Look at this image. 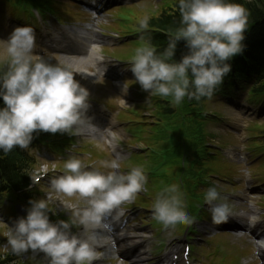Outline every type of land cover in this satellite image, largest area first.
<instances>
[{
	"label": "clouds",
	"instance_id": "1",
	"mask_svg": "<svg viewBox=\"0 0 264 264\" xmlns=\"http://www.w3.org/2000/svg\"><path fill=\"white\" fill-rule=\"evenodd\" d=\"M180 26L159 51L152 43L149 17L138 22L139 47L129 68L149 96L171 98L174 105L211 99L231 72L230 61L242 55L249 13L232 0H178ZM36 32L17 27L6 40L0 39V151L30 149L34 134H67L82 127L95 129L87 115L90 93L72 71L44 58L34 59ZM185 42L187 53L177 62V45ZM106 71V70H105ZM120 154L89 166L75 155L63 163V174L50 179L44 198L31 199L26 216L7 225L6 244L0 245L21 256L42 253L47 264H95L100 259L94 246L93 229L103 217L147 191L148 176L142 165L122 172ZM104 169L106 171H101ZM46 175V173H45ZM74 201V202H69ZM213 222H226L232 208L215 186L204 193ZM57 204L66 220H50ZM153 219L166 231L190 225L183 193L178 185L164 186L152 204ZM3 222V221H0ZM80 227L79 233L73 229Z\"/></svg>",
	"mask_w": 264,
	"mask_h": 264
},
{
	"label": "rangeland",
	"instance_id": "2",
	"mask_svg": "<svg viewBox=\"0 0 264 264\" xmlns=\"http://www.w3.org/2000/svg\"><path fill=\"white\" fill-rule=\"evenodd\" d=\"M56 1H59V0H56ZM247 1H252V0H247ZM149 6H151V4H144V3L139 4V7H149ZM154 6H155V4H154ZM77 17L80 18L81 15H77ZM1 19H2V16L0 14V36L3 37L2 40H5V35H10L11 32L6 30V26L2 23ZM114 19H118V18L116 16H114ZM10 21H11V18L8 17L7 22H10ZM90 21H92V20H90ZM42 34H43V31L41 32L39 30L38 35L40 37L39 36L38 37L41 39H42ZM39 49H43V47H39ZM105 51L109 56L113 57L115 60L128 61L130 58V55L132 53V48H130L129 46H120V47L114 48V49L105 48ZM39 58H41V57H34V59H39ZM45 60H47L51 63H54V64H58V65L65 67L67 69L68 68L71 69V65H70V62L68 61V59L53 58V57L49 58L48 57ZM127 71H129V70H127ZM124 77H125V79L123 80V82L125 83V81L128 80L129 74L126 73L124 75ZM77 81H79V83L82 85L80 79H78ZM93 84H94V87L91 90L92 94L90 95L91 99H94L97 95L96 94V87L97 86L100 89H102L104 87L103 92L106 94L103 95V92L99 91L98 98L92 102L95 104H98L100 106L106 107L109 110L110 106L112 107V105L109 103L110 106H108V104H106L104 101H106V102L109 101L110 97H107V96L111 92L110 88H109L110 85L108 83L101 82V81H96ZM125 92H126V94H128L129 99L127 100L123 96L122 100L127 103L128 107L130 109H132V108L136 107V105L140 104V101L137 98V95H133L131 91H125ZM157 108L158 107H156V109ZM237 112L238 113L232 112L231 110H229V111L225 112V115L228 118L234 117L236 119V121H239V120L245 121L247 119V117H245L243 115L244 111L238 110ZM159 117H160V119H158ZM166 117H167V115H165V114H163L161 116V113H156L154 119L158 120V122L164 121L166 123L167 122L165 119ZM119 119H120V121H122V120L133 121V123H137L140 119V116H139V112L137 110H133V111H130L129 113L122 112ZM133 128H135V125L130 124V123L126 127V129L128 131H130L131 133H133L135 135L138 134V137H140L141 134L139 133V131L137 133V131L133 130ZM143 130L146 131L147 128L144 127ZM78 134H79V132H78ZM117 138L121 139L120 143L122 145H124L125 142L128 141V140H126L127 136L124 134V132L118 133ZM90 144L91 143H88V145H90ZM98 144L100 145V151L107 152L105 150L103 144L102 145L100 143H98ZM134 144H135L134 142L129 143L130 147ZM29 152H31L30 149H29ZM99 154H103V153L99 152ZM104 154H106V153H104ZM148 155H149V157H151L150 153H148ZM237 159H238V157H237ZM237 159L230 160L231 162H229V163H231V165H235L236 167H240L239 168L240 171H243V167H245V166L243 165V162H241L240 160L238 161ZM226 164L228 165L227 162H226ZM208 168H212V165L210 163H208L206 166L203 167L202 170H199V171H194L190 165H187L185 170L171 169V171L165 177V180L167 182H177V183L184 185V188H181V191L183 193V203L185 206V211L193 220H197V219L198 220H206L208 218V214L205 211L203 213H200V215H199L198 208L203 203V199L200 197L201 193L205 192L206 189L209 188L210 186L206 185V186H203V187H200L199 189H197V185L200 183V180L204 177L203 171L208 169ZM215 178H219L220 180L225 181L223 179L222 174H219ZM159 185L160 184L157 183V187H159ZM164 186H167V185L165 183L161 184L160 189L163 188ZM244 186L245 185L243 184V187L239 188L240 193L245 192ZM69 202H74V201H69ZM1 208H2V206H0V209ZM56 209L61 210L59 208L58 204L56 206ZM243 212L246 214H249L247 209H243ZM241 214L242 213L239 212V215H241ZM150 218H151L150 221H152V225L154 226V228L159 231L158 235L161 236L159 239L160 244L165 245L166 240H165V238L161 232L164 229L162 228V226L160 224H158L153 219V216H151ZM257 220L261 224V228H264V216H262L261 218H258ZM6 230H7V226L0 224V235H2L4 237V232ZM186 232H187V227H184V225L177 227L176 231H175L177 237H184ZM2 236H0V238ZM230 240H233L235 242H241L245 247L248 248L249 252H248V250H245V248L243 246H240L241 243H235V245H233L228 241H224L222 236H218L214 239L213 238L208 239L207 245L204 247V250L207 252L205 258H207V259H201L200 262L202 264H243L242 258L246 257L243 259V262L245 264H254L252 260L254 259V251L256 249V245L253 243L254 242L253 235H251L249 233H247L246 236L241 234V237H238V238L230 236L229 241ZM0 245H4V243H2ZM8 251H10V250H8ZM0 253L5 254L7 252L3 247H0ZM15 257H16V255H15ZM23 258H24V260L26 259L25 256H23ZM22 261H23L22 257H18V261L15 264H20V262H22ZM158 261H159V259L154 260V262H158ZM118 263H123V262L119 261ZM118 263H115V264H118ZM148 263H150V261ZM29 264H38V262L31 260ZM43 264H47L45 259H44Z\"/></svg>",
	"mask_w": 264,
	"mask_h": 264
},
{
	"label": "trees",
	"instance_id": "3",
	"mask_svg": "<svg viewBox=\"0 0 264 264\" xmlns=\"http://www.w3.org/2000/svg\"><path fill=\"white\" fill-rule=\"evenodd\" d=\"M232 2L243 5L249 13V29L245 34L248 41L244 45H248L249 52L246 51L247 54L237 58L236 62L239 64L236 63V72L238 74L244 72V79L252 76L255 78L252 99L264 98V0H232ZM145 16L149 17L152 43L157 46L159 51H163L169 38L180 26L178 1L172 0L155 11L132 10L126 14L128 21L123 29L137 31L139 20ZM186 53L185 42L180 41L174 59L178 62ZM159 106L160 110L165 111L162 105ZM0 107H4L2 99H0ZM166 110L168 111L169 108ZM257 146L264 151V142ZM28 164L27 157L17 152L16 148L7 154L0 151V196L10 194L12 191H20L28 185L29 181L22 173L28 168ZM7 258L4 260L0 257V264H9L10 257Z\"/></svg>",
	"mask_w": 264,
	"mask_h": 264
},
{
	"label": "bare ground",
	"instance_id": "4",
	"mask_svg": "<svg viewBox=\"0 0 264 264\" xmlns=\"http://www.w3.org/2000/svg\"><path fill=\"white\" fill-rule=\"evenodd\" d=\"M70 33L72 35H74V37H76L77 39H80L83 42L82 44L87 45V47L90 49L88 59L92 64H96L97 61L100 58H102L100 55V52H98V47L96 45V43L98 41H96V42L90 41V43H89L88 38H90L91 34H89V33L85 34V32H83V31H80V33H77V32H74V33L70 32ZM83 62H85L87 64V62L85 60ZM75 65H77L81 69L80 71H77L75 76L80 77V79H83V83L85 85H89L90 81L93 78L91 76H89V74L85 73L84 70H82V67L84 66V64L82 62H79V63H75ZM241 222H242L241 226L243 227L242 230H245V231H249L251 228L255 229L257 227V225H256L257 222L255 220L248 222V220L245 219V221L242 220ZM234 228L236 231H241V229H239L237 225H235ZM257 242H258L257 246L259 248L263 249L264 248V241L261 240L260 242L259 241H257ZM125 255H132V257L135 259L134 261L136 264H144V262L147 260L146 258H140L141 256H136V254L132 253L131 250H129ZM160 262L162 264L165 263V261H160Z\"/></svg>",
	"mask_w": 264,
	"mask_h": 264
}]
</instances>
